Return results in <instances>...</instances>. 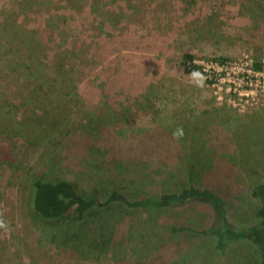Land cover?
<instances>
[{
  "label": "rangeland",
  "instance_id": "rangeland-1",
  "mask_svg": "<svg viewBox=\"0 0 264 264\" xmlns=\"http://www.w3.org/2000/svg\"><path fill=\"white\" fill-rule=\"evenodd\" d=\"M0 161V264H263V250L221 254L197 233L206 203L83 219L81 205L61 221L32 204L36 176L100 204L193 185L257 224L264 0H0Z\"/></svg>",
  "mask_w": 264,
  "mask_h": 264
},
{
  "label": "trees",
  "instance_id": "trees-1",
  "mask_svg": "<svg viewBox=\"0 0 264 264\" xmlns=\"http://www.w3.org/2000/svg\"><path fill=\"white\" fill-rule=\"evenodd\" d=\"M186 58L190 62L193 60L191 55H187ZM195 67L192 66V68ZM23 125L27 127V124ZM25 131L27 133L30 132V130ZM25 136L26 134H24ZM28 142L35 143L34 140ZM67 144H70V141ZM157 145L155 140L153 145H150V143L149 145H141L143 147L140 152H145L150 156L151 153H148L146 148L150 147L154 151ZM70 148L74 149L73 147ZM33 189V211L46 221L64 220L65 217L71 214L72 210L81 205L84 210L79 212V217L83 219L87 215V211L89 212V210L101 205L106 207L116 202L124 203L129 208H152L156 210L181 208L185 207L188 202L206 203L209 205L212 214H210L211 224L197 230V233L212 242L215 250L221 254H233L243 252L249 245L256 248L259 252H262L264 247V185L257 186L253 193L255 197L260 199V221L250 226L235 225L229 220L226 201L216 191L193 185L186 190L184 196L177 193H164L142 196L133 200H128V198L120 195L117 191H113L102 204L94 198L86 199L85 194L79 191V187L75 182L59 179L51 181L47 180L45 176H36L33 181ZM64 228L67 229L68 227ZM178 230H188V228L175 231L178 232ZM261 256L264 258L263 253H261Z\"/></svg>",
  "mask_w": 264,
  "mask_h": 264
},
{
  "label": "water",
  "instance_id": "water-1",
  "mask_svg": "<svg viewBox=\"0 0 264 264\" xmlns=\"http://www.w3.org/2000/svg\"><path fill=\"white\" fill-rule=\"evenodd\" d=\"M263 251H264V247H263ZM264 264V263H263Z\"/></svg>",
  "mask_w": 264,
  "mask_h": 264
}]
</instances>
